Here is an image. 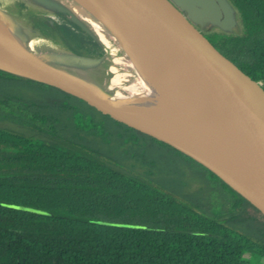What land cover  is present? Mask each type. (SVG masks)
<instances>
[{
  "label": "trees",
  "instance_id": "obj_1",
  "mask_svg": "<svg viewBox=\"0 0 264 264\" xmlns=\"http://www.w3.org/2000/svg\"><path fill=\"white\" fill-rule=\"evenodd\" d=\"M9 1L34 29H18L8 0H0V28L24 50L36 39L38 48L106 56L64 12ZM225 1L242 29L208 35L264 88V0ZM203 238L238 247L244 260L264 257V217L183 150L0 67V264H237L200 247Z\"/></svg>",
  "mask_w": 264,
  "mask_h": 264
},
{
  "label": "water",
  "instance_id": "obj_2",
  "mask_svg": "<svg viewBox=\"0 0 264 264\" xmlns=\"http://www.w3.org/2000/svg\"><path fill=\"white\" fill-rule=\"evenodd\" d=\"M95 1L110 13L116 7L128 16L136 14L153 33L169 74L192 104L221 167L203 155L190 152L152 124L126 114L85 84L27 51L0 43V67L53 85L99 111L183 150L236 187L264 217V88L215 44L186 0ZM195 1L212 10L205 0ZM10 206L47 213L26 205Z\"/></svg>",
  "mask_w": 264,
  "mask_h": 264
},
{
  "label": "bare ground",
  "instance_id": "obj_3",
  "mask_svg": "<svg viewBox=\"0 0 264 264\" xmlns=\"http://www.w3.org/2000/svg\"><path fill=\"white\" fill-rule=\"evenodd\" d=\"M39 1L45 5L53 6L48 0ZM61 1L67 5V9L70 11L61 9L62 7L57 9L70 14L91 32H93V28L90 26L89 15H86L80 7L85 6L92 11L98 18L96 29L106 34V41H114L116 43L117 48L122 54L123 65L135 77V81L130 86L128 94L118 91L114 96H102L103 99L126 114L148 122L154 127L168 133L190 152L196 155H203L215 166L221 167L220 159L216 152H214L211 141L207 137L192 104L169 74L155 36L143 25L139 17L136 14L125 16L121 13L120 15L124 22V35L123 38L117 39L112 26L107 23L104 16L91 7L89 0H76L78 2L77 5L70 3L68 0ZM186 1L191 7L193 0ZM74 14L81 16L82 20L80 21ZM0 43L24 50L2 28H0ZM135 43H137L136 46L134 45ZM47 53V50H41L39 55ZM64 57H70L71 59L76 57L74 61H99L79 57L73 52L63 51L58 54V65L61 58L65 59ZM62 61L65 62V60ZM66 62L71 63V61ZM68 67L69 70L61 69L62 72L85 84L90 89L97 86L88 73L71 66ZM113 78L117 84L120 83V75H115ZM151 102H153L151 105H137L139 103L147 104Z\"/></svg>",
  "mask_w": 264,
  "mask_h": 264
},
{
  "label": "rangeland",
  "instance_id": "obj_4",
  "mask_svg": "<svg viewBox=\"0 0 264 264\" xmlns=\"http://www.w3.org/2000/svg\"><path fill=\"white\" fill-rule=\"evenodd\" d=\"M29 3L33 4L34 6H41L45 5L41 3L39 0H27ZM52 3V7L54 9L61 8L64 10L67 9V5L62 2L61 0H48ZM70 3L77 5L78 2L74 0H68ZM204 1V0H199ZM206 5L210 7L212 10H207L200 4H196L195 0L192 2V10L196 14L200 24L204 28V30L208 34H212L213 29L217 27L224 28L226 30L231 31H241L242 24L239 20V15L236 10H234L225 0H215L217 2L216 5L214 0H205ZM91 7L93 9H96L102 16L105 17V20L109 25L112 26L113 31L115 33V37L117 39L123 38L124 31H123V25L124 22L121 18V13L125 16H128L126 13L121 11L119 8H113V11L110 13L106 8H104L100 3H98L95 0H89ZM39 4V5H38ZM16 5L13 4L11 1L8 0V2L5 4V7H7V11L12 16L15 14V16H18V20L16 21V25L18 29H20L22 32L30 33V30L34 29L32 26V22L28 19V17H22L18 10L15 7ZM48 6V5H46ZM58 6V7H55ZM45 7V6H44ZM66 7V8H65ZM86 15H89L90 19V26L93 28V32L89 31L95 36L98 41L104 46L106 56L97 57L92 60H99L97 62H83V61H74V59L70 57H64L65 59L61 58L60 64L58 65V54L62 53V49L60 48H54L52 46H47L45 48H38L36 39H29L27 42L26 40L23 41L26 44V50L37 59L44 61L45 63H48L52 66H55L58 69L62 70H69L68 66L77 68L78 70L84 71L90 75L91 78H93L95 84L97 85L92 89L93 92L100 96H114V94L118 91H121L122 93L128 94L130 86L134 83L135 77L132 74V72L126 68L122 63V54L120 50L117 48L116 43L113 41H106L105 36L106 34L103 31L97 30V24L98 18L92 13V11L85 7H80ZM42 10V9H41ZM59 10V9H57ZM196 10V11H195ZM70 11V10H69ZM41 12V11H40ZM67 14V13H65ZM80 21L82 20L81 16H78L77 14H74ZM14 17V16H13ZM49 18V16H48ZM117 20V21H116ZM2 18L0 17V23H2ZM53 24L54 21L52 20ZM41 24V23H40ZM87 26V24H86ZM88 27V26H87ZM89 28V27H88ZM11 37V36H10ZM14 40V39H13ZM17 43V41H16ZM135 46L137 43L134 44ZM25 49V47H24ZM41 50H47L48 53L45 55H39V52ZM69 52V51H66ZM75 54V53H74ZM79 56V55H78ZM82 57V56H79ZM86 58V57H84ZM90 59V58H87ZM62 60H65L62 61ZM66 61H71L69 64ZM67 65V66H65ZM115 75H120V83H116L114 80ZM151 103H139L138 106L141 105H151ZM195 158V157H194ZM189 159V158H188ZM197 159V158H196ZM190 161V159H189ZM192 162V161H190ZM196 175H194L195 178ZM193 178V176L191 175ZM197 178V176H196ZM198 245L204 249H211L215 252L223 253L229 256H232L236 259L237 264H264V257L261 255H255V257L252 260H244L242 259V250L238 247H235L233 245H230L225 242L217 241V240H210L207 238L198 239Z\"/></svg>",
  "mask_w": 264,
  "mask_h": 264
},
{
  "label": "crops",
  "instance_id": "obj_5",
  "mask_svg": "<svg viewBox=\"0 0 264 264\" xmlns=\"http://www.w3.org/2000/svg\"><path fill=\"white\" fill-rule=\"evenodd\" d=\"M38 5H39V4H38ZM40 5L43 6V7H44V6L46 7V5H42V4H40ZM101 57H102V56H101Z\"/></svg>",
  "mask_w": 264,
  "mask_h": 264
}]
</instances>
